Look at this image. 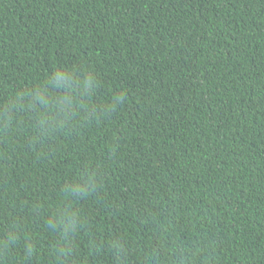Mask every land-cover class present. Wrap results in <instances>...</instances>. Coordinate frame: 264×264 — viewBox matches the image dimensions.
Returning <instances> with one entry per match:
<instances>
[{
  "label": "trees",
  "instance_id": "trees-1",
  "mask_svg": "<svg viewBox=\"0 0 264 264\" xmlns=\"http://www.w3.org/2000/svg\"><path fill=\"white\" fill-rule=\"evenodd\" d=\"M0 264H264V0H0Z\"/></svg>",
  "mask_w": 264,
  "mask_h": 264
}]
</instances>
